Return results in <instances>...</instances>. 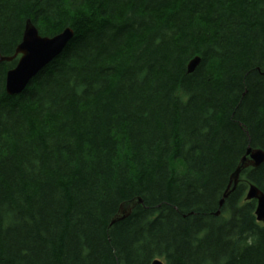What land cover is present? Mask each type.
I'll list each match as a JSON object with an SVG mask.
<instances>
[{
  "label": "trees",
  "instance_id": "16d2710c",
  "mask_svg": "<svg viewBox=\"0 0 264 264\" xmlns=\"http://www.w3.org/2000/svg\"><path fill=\"white\" fill-rule=\"evenodd\" d=\"M26 19L74 34L19 94L0 63V264H264V161L219 207L264 151V0H0L2 55Z\"/></svg>",
  "mask_w": 264,
  "mask_h": 264
},
{
  "label": "water",
  "instance_id": "95a60500",
  "mask_svg": "<svg viewBox=\"0 0 264 264\" xmlns=\"http://www.w3.org/2000/svg\"><path fill=\"white\" fill-rule=\"evenodd\" d=\"M73 30L65 27L53 36H42L30 19H26L22 31V37L16 46L13 55L5 56L0 53V63L11 61L17 57L15 65L5 72L4 89L8 94L14 95L21 93L32 79L57 58L66 48L73 37ZM200 58L194 57L187 64V72H192L198 64ZM264 161V151L260 148L247 146L244 154L240 158L237 166L229 175L228 183L219 200V207L235 189L238 183L240 172L248 166L256 167ZM246 200H255L254 214L256 220L264 222V193L255 185H250L246 191ZM140 197L122 202L112 218L111 223L126 218L136 204H141ZM219 214V209L215 212ZM151 264H163L160 259H154Z\"/></svg>",
  "mask_w": 264,
  "mask_h": 264
},
{
  "label": "bare ground",
  "instance_id": "6f19581e",
  "mask_svg": "<svg viewBox=\"0 0 264 264\" xmlns=\"http://www.w3.org/2000/svg\"><path fill=\"white\" fill-rule=\"evenodd\" d=\"M241 173V172H240ZM240 175V174H239Z\"/></svg>",
  "mask_w": 264,
  "mask_h": 264
}]
</instances>
